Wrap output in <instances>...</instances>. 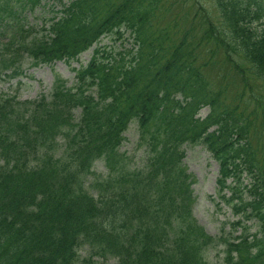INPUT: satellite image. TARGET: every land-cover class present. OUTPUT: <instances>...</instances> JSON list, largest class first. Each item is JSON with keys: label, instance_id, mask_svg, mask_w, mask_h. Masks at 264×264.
I'll return each mask as SVG.
<instances>
[{"label": "trees", "instance_id": "16d2710c", "mask_svg": "<svg viewBox=\"0 0 264 264\" xmlns=\"http://www.w3.org/2000/svg\"><path fill=\"white\" fill-rule=\"evenodd\" d=\"M43 1L0 0V77L19 75L28 56L33 64L69 61L121 29L135 46L115 55L96 48L72 86L57 77L38 99L0 93V264H103L93 256L207 264L216 241L225 246L222 264H264V151L252 143L263 138L264 120L261 130L251 128L204 73L223 54L232 69L246 63L264 84V0H213L217 23L197 0ZM46 5L54 14L37 29L25 12ZM203 105L210 111L197 117ZM131 120L146 152L137 168L119 151ZM187 143L211 153L219 194H231L220 197L237 199L234 212L256 218L260 234L205 232L193 215ZM96 160L107 172L93 196L85 183ZM243 172L251 180L246 200ZM82 242L91 252L80 259Z\"/></svg>", "mask_w": 264, "mask_h": 264}, {"label": "rangeland", "instance_id": "374dc122", "mask_svg": "<svg viewBox=\"0 0 264 264\" xmlns=\"http://www.w3.org/2000/svg\"><path fill=\"white\" fill-rule=\"evenodd\" d=\"M192 0L189 1V3ZM43 3L53 4V0H44ZM212 12V18L215 22L220 20L218 12L215 10L213 0H197ZM60 8L56 6L55 9ZM52 12L46 5L35 9L33 12H25L26 20L31 24H40L43 17L51 16ZM216 22V23H217ZM258 26V25H256ZM103 49L111 53H117L123 49L132 47V40L128 32L124 31L120 37L117 35L103 36L98 44ZM95 47V45H94ZM93 49L82 53L79 57V62L71 64L65 61H56L50 64L33 65L30 57H26L22 61L21 73L17 77H0V93L1 94H15L19 101L33 100L39 98L41 94L48 95L51 91L55 79L58 77L66 82L67 86L74 83L75 71L80 65H85L91 58ZM209 65L205 67L204 73L207 78L213 83L216 90L222 91V99L225 104L230 106H237V111L242 112L244 118H249L253 121L252 128L261 130V117L264 120V112L256 115L255 120L250 115L252 112H258L261 108V103L264 108V84L256 79V76L251 73L249 65L243 63V69L235 71L232 69L229 62L221 56H213L209 61ZM212 62H216L212 64ZM263 96V100H262ZM21 109L20 105H16ZM256 110V111H255ZM78 113V111H76ZM209 112V107H203L200 110V117H204ZM252 114V113H251ZM264 127V124H263ZM257 132V131H256ZM125 139L120 146V152L124 153L126 162L129 166L138 167L144 162L145 148L141 145L139 139V131L137 122L133 121L129 124L127 130L124 132ZM257 137V134L255 135ZM254 138L252 143L259 149L264 151V136L263 138ZM183 149L185 156L183 162L187 171L194 175L196 181L193 184L194 194L196 196V203L194 205L193 214L199 224L204 229L215 237L237 235L243 229L242 226H237L232 229V222L238 219H243L241 215H236L231 203L225 202L219 198L217 192L216 178L218 176V163L212 157L211 153L201 144H184ZM61 149L57 154H60ZM95 174L88 176V182L95 183L100 179L106 168L102 161H96L93 166ZM244 184L246 185L250 178L246 173H242ZM231 179H228L230 183ZM94 192V190H92ZM226 197L229 196V191H225ZM245 226H250V232L257 229L256 220H247L243 222ZM231 237V236H230ZM91 248L84 244L80 247L78 254L80 258L88 257ZM223 245L215 244L211 246L206 252V260L209 264H220L223 258ZM93 260L98 262V258L93 257ZM103 264H114V260L107 259L102 261ZM78 264H84L81 260Z\"/></svg>", "mask_w": 264, "mask_h": 264}]
</instances>
